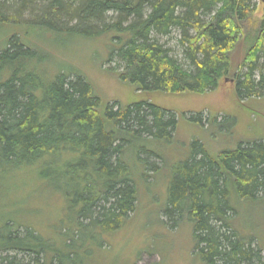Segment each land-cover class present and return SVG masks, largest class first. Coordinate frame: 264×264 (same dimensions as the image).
Listing matches in <instances>:
<instances>
[{"label":"trees","instance_id":"obj_1","mask_svg":"<svg viewBox=\"0 0 264 264\" xmlns=\"http://www.w3.org/2000/svg\"><path fill=\"white\" fill-rule=\"evenodd\" d=\"M256 11L257 0H0V29L9 34L0 50V186L35 177L69 213L52 238L0 218V264H89L91 241L124 226L139 203L124 151L135 140L170 142L178 123L149 96L204 94L230 79L238 101L262 97L264 18ZM173 30L186 65L160 42ZM110 34L108 63H119V78L143 95L125 107L105 106L73 67L51 71L38 44ZM193 145L174 170L168 221L192 223L203 264H264V251L228 218L233 190L254 201L264 192V143L215 157Z\"/></svg>","mask_w":264,"mask_h":264},{"label":"rangeland","instance_id":"obj_2","mask_svg":"<svg viewBox=\"0 0 264 264\" xmlns=\"http://www.w3.org/2000/svg\"><path fill=\"white\" fill-rule=\"evenodd\" d=\"M254 17L264 18V0H257ZM23 18L29 19L28 15ZM5 33L6 30L0 29V50L9 36ZM112 36L91 41L67 40L64 44L50 42L44 36L38 44L48 56L46 67L51 71L73 67L91 81L105 106L119 103L125 107L142 99L143 95L119 78L118 72L123 70L119 63H108L107 58L114 48ZM180 39L181 33L173 30L169 37L160 38V42L186 65ZM235 86L229 79L204 94L149 96L148 101L171 111L177 127L168 143L135 140L124 151L123 161L139 191V203L122 228L91 241L89 264H203L195 252L192 223L176 218L178 222L173 227L168 221L169 187L175 168L187 162L199 149L194 147L195 141L212 157L234 150L240 143H264V93L254 100L238 101ZM142 149L153 156L145 154L140 159ZM33 178L15 179L17 186L6 192L0 186V218L31 225L52 238L69 216L67 201L57 192L51 195L46 189L37 187L38 181ZM231 205L236 213L228 214L230 222L244 238L254 239L253 248L258 245L264 251V192L254 201L240 199L233 190ZM71 225L69 221L67 226Z\"/></svg>","mask_w":264,"mask_h":264}]
</instances>
